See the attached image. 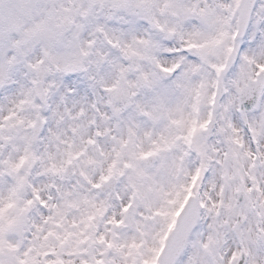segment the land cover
<instances>
[{
	"label": "snow or ice",
	"instance_id": "snow-or-ice-1",
	"mask_svg": "<svg viewBox=\"0 0 264 264\" xmlns=\"http://www.w3.org/2000/svg\"><path fill=\"white\" fill-rule=\"evenodd\" d=\"M0 264H264V0H0Z\"/></svg>",
	"mask_w": 264,
	"mask_h": 264
}]
</instances>
